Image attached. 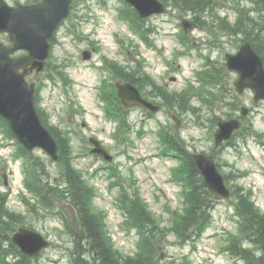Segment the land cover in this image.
Listing matches in <instances>:
<instances>
[{
	"label": "rangeland",
	"instance_id": "obj_1",
	"mask_svg": "<svg viewBox=\"0 0 264 264\" xmlns=\"http://www.w3.org/2000/svg\"><path fill=\"white\" fill-rule=\"evenodd\" d=\"M163 1L169 11L146 21L150 29L145 43L119 16L124 0H76L74 14L56 36L49 67L29 76L31 82L38 84L39 104L50 124L70 139L74 166L96 188L95 210L103 212L114 247L124 257L135 256L140 236L126 212L118 206L117 197L122 193L134 198L139 189L147 209L163 229L171 227L176 212L184 213L181 184L174 178L181 168L180 162L173 155L163 154L165 146L159 134L165 135V131L177 135L178 142L191 154L208 156L220 152L217 161L222 174L231 175L229 188L252 191V200L264 212V104L254 105L250 91L243 95L235 92L240 99L238 107L246 106L251 113L241 130L243 135L241 131L237 136L234 133L230 141L217 148L214 146L217 122L236 111L229 109L227 99L223 102L213 99L208 76L203 75L201 83L197 81V72L207 68L209 61L219 65L227 52H235L243 43L240 40L243 35L233 36L221 30L219 19L226 17L235 25L238 10L244 8L258 26L264 22L263 5L251 0H217L214 11L197 13L179 9L170 0ZM196 15L200 22L196 21ZM183 20L196 23L188 34L194 44H184V49L178 38ZM5 39L6 36L0 35V42L6 43ZM85 51L90 52L88 60L83 58ZM115 66L126 74L149 78L151 84L156 83L168 89L169 94L184 98L186 106L184 101L179 106H170L162 97L156 99L159 92L155 87L151 90L146 86L145 91L151 93L155 103L163 102L162 111L149 116L143 109L133 107L127 114L132 130L124 125L125 128L117 129L118 122L108 116L109 105L104 102L108 94L102 92L105 89L109 92L110 86L122 77ZM227 76L234 83L236 75ZM188 88L189 92L183 91ZM90 138L101 141L113 155V162L91 153ZM123 138L132 143L127 145ZM32 153L34 157H44L47 169L54 176H60L61 169L41 150ZM24 161L20 147L9 139L1 125L0 193L8 194L10 211L26 215L28 208L24 199H30L32 205L36 201L24 183ZM48 176L44 175L47 183L53 180ZM122 198L124 203L123 195ZM234 202V198L219 200L211 227L194 245L191 241H182L174 231L166 235L163 244L155 238L152 244H161L158 264H178L185 260L189 264H236L235 257L226 250L228 238L238 235ZM56 203L69 212L65 217L49 213L39 205L41 216L29 214L34 229L51 242L50 248L29 261L31 264H74L72 254L78 243L74 232L76 235L81 232L72 226V208L68 203L57 199ZM243 245L248 246L247 241Z\"/></svg>",
	"mask_w": 264,
	"mask_h": 264
},
{
	"label": "trees",
	"instance_id": "obj_2",
	"mask_svg": "<svg viewBox=\"0 0 264 264\" xmlns=\"http://www.w3.org/2000/svg\"><path fill=\"white\" fill-rule=\"evenodd\" d=\"M170 1L179 9H189L197 13L214 11L218 3L217 0ZM251 1L259 6L263 5L264 9V0ZM119 15L121 20L127 22L132 32L147 40V23L140 18L132 7L124 4ZM212 15L214 14L212 13ZM196 17V21L200 22V18L197 15ZM219 20L221 30L228 31L233 36L242 34L244 37L240 40L242 42L250 40L255 50L264 58V22L256 26L255 19L250 17L244 8L238 10L235 25H231L226 17ZM213 24V26L216 25L215 22ZM182 42L187 45L186 41ZM221 64L217 67V71L214 69L213 73L208 76V83L210 91L214 95L213 99L223 101L226 90H230L227 87L230 83L228 81L227 84L224 77L225 64ZM115 68L117 74L122 76V80L133 83L142 91L146 86L152 89L155 87L159 92V96L165 101L164 103L170 106L176 104L179 106L184 101L186 106L184 98H179L177 94L171 95L162 88L153 86L149 82V78L144 79L137 74H126L123 69L116 66ZM107 94L105 101L109 105L108 116L114 118L115 122L129 127L127 111L122 109L112 86H110ZM229 103L231 106L236 105L234 96H232V101ZM231 110H234V108L232 107ZM38 111L42 122L57 139L60 154L57 166L61 169V172L60 176H54L47 169L46 159L34 157L32 153H28L20 147L21 156L26 158L28 163V167L24 169V183L36 202L32 205L30 199H24L28 208L26 216L10 211L7 205V194L0 193V264H31L29 261H32V259L20 252L19 248L12 242L11 237L21 227L34 229V223L28 218H30V213L41 216L38 210L39 206L58 217L61 215L65 217L67 212L56 204L54 198L72 205L77 214V224L81 230V236L76 235L74 232L78 242L76 243V252L72 254L74 264H158L161 258L160 245L165 242L164 239L170 231H174L182 241H191L194 245L211 226L213 211L219 200L207 189L203 177L194 164L191 153L187 152L178 142L177 135L175 137L170 132L165 131V135L159 134L166 150L163 151V154L173 155L172 157L178 158L180 162L181 168L175 172L174 178L182 187L184 213L176 212L175 217L172 218L173 224L171 227L163 229L147 209V204L140 197L139 189L135 191L134 198H129L127 194L122 193L124 203L122 195L118 196L120 206L126 212L131 224L138 230L140 236L139 250L136 251L135 256L124 257L114 247L112 237L108 234L103 212L95 210L93 202L96 197V188L83 178V174L73 164L70 139L63 131L51 126L48 118L43 115L39 108ZM1 125L7 136L14 140L13 132L2 117H0ZM242 135L243 132L241 131ZM123 139L127 145L132 143L127 138ZM44 175H49L48 178L51 177L53 180L49 183L45 182ZM225 178L227 183L230 184L231 175L225 174ZM233 193L235 196L234 207L238 235H231L228 238L229 243L226 249L231 252L236 260L243 264H264V212L252 200V191L237 187L235 191L233 190ZM157 237L158 242L161 243L159 246L158 244L156 246L152 244ZM244 241H247L248 246L243 245ZM174 264L177 263L174 262ZM178 264H189V261L185 260Z\"/></svg>",
	"mask_w": 264,
	"mask_h": 264
},
{
	"label": "water",
	"instance_id": "obj_3",
	"mask_svg": "<svg viewBox=\"0 0 264 264\" xmlns=\"http://www.w3.org/2000/svg\"><path fill=\"white\" fill-rule=\"evenodd\" d=\"M137 9L142 18L153 14L166 13L165 5L159 0H126ZM72 0H40L31 6H10L6 0H0V33H7L11 45L0 43V115L6 118L19 142L27 149H44L57 160L58 146L55 138L43 125L35 107L36 85L29 84L26 76L33 70L40 72L46 65L51 51L50 39L65 19L71 8ZM189 29L193 26L183 22ZM26 51L23 56H15ZM89 56H85L88 59ZM229 70L238 74L235 87L239 93L245 89L255 92L254 100H264V61L253 49L250 42L240 47L237 54H226ZM117 96L121 104L128 108L134 105L157 113L161 107L149 102L141 92L130 83H117ZM247 109L243 110V115ZM241 127L239 120L231 119L219 123L216 131V145L228 140L233 132ZM94 153L108 160L112 157L94 139ZM196 165L205 179V183L216 198L229 199L231 192L223 175L218 170L215 159L197 154ZM21 251L31 257L38 256L50 246V242L41 233L21 228L12 237Z\"/></svg>",
	"mask_w": 264,
	"mask_h": 264
}]
</instances>
